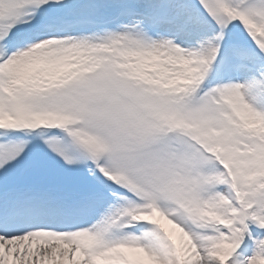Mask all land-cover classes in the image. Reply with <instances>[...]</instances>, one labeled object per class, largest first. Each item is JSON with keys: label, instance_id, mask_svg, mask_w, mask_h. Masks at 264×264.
<instances>
[{"label": "snow or ice", "instance_id": "obj_1", "mask_svg": "<svg viewBox=\"0 0 264 264\" xmlns=\"http://www.w3.org/2000/svg\"><path fill=\"white\" fill-rule=\"evenodd\" d=\"M0 264H264V0H0Z\"/></svg>", "mask_w": 264, "mask_h": 264}]
</instances>
